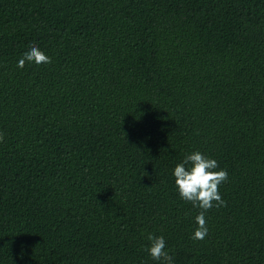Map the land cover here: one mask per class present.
<instances>
[{
  "label": "trees",
  "instance_id": "obj_1",
  "mask_svg": "<svg viewBox=\"0 0 264 264\" xmlns=\"http://www.w3.org/2000/svg\"><path fill=\"white\" fill-rule=\"evenodd\" d=\"M0 133V264H264V0H0ZM193 152L228 174L200 241Z\"/></svg>",
  "mask_w": 264,
  "mask_h": 264
},
{
  "label": "clouds",
  "instance_id": "obj_2",
  "mask_svg": "<svg viewBox=\"0 0 264 264\" xmlns=\"http://www.w3.org/2000/svg\"><path fill=\"white\" fill-rule=\"evenodd\" d=\"M50 64L51 59L45 55L36 45H31L17 63V68L22 69L25 64ZM3 134L0 133V142ZM218 163L215 159L208 158L200 152L186 155L184 160L177 164L173 170L175 186L179 198L190 202L194 208L200 209L195 217L197 225L192 239L203 240L208 234L205 213L213 207L225 206V201L219 194V186L226 182L228 174L224 170L217 171ZM150 242L145 249L148 255L160 264H173V257L165 251V240L162 236L156 237L149 234Z\"/></svg>",
  "mask_w": 264,
  "mask_h": 264
}]
</instances>
